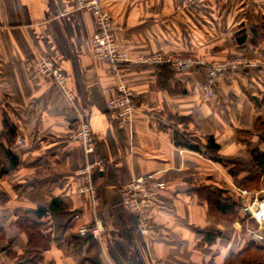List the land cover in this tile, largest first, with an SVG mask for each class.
I'll list each match as a JSON object with an SVG mask.
<instances>
[{"label":"crops","instance_id":"crops-1","mask_svg":"<svg viewBox=\"0 0 264 264\" xmlns=\"http://www.w3.org/2000/svg\"><path fill=\"white\" fill-rule=\"evenodd\" d=\"M103 2L117 26L115 38L133 60L163 53L250 63L221 75L216 96L207 97L206 67L176 71L164 65L159 72L145 62L113 67L94 57L97 17L78 0H0V130L7 115L17 129L11 149L19 157L18 167L0 178V264L18 263L29 249L39 251L36 264H230L249 239L243 218L238 208L234 220L211 213L206 193L221 189L237 204L233 178L220 163L177 145L175 133L192 142L213 136L222 154L252 158L242 131L253 132L256 120H264V40L252 42V30L264 24V4ZM243 28L248 38L240 44L236 33ZM43 56L66 76L70 95L52 75L37 72ZM120 84L135 96L132 124L110 116L107 103ZM176 117L191 120L177 123ZM83 120L91 126L93 153L68 139ZM97 160L103 169L94 167L88 180L81 170ZM147 175L167 186L153 198L151 229L144 234L136 214L124 207L120 189ZM88 184L96 188V200L83 190ZM54 201L79 218L62 234L48 213L41 219L44 239L35 244L20 217L25 221L26 211L49 209ZM97 223L93 247L76 245L72 236L79 235L78 228ZM209 229L222 236L209 242Z\"/></svg>","mask_w":264,"mask_h":264},{"label":"built area","instance_id":"built-area-1","mask_svg":"<svg viewBox=\"0 0 264 264\" xmlns=\"http://www.w3.org/2000/svg\"><path fill=\"white\" fill-rule=\"evenodd\" d=\"M78 3L80 7L94 11L97 17L98 29L91 39L94 57L109 62L113 67L119 62L131 58L128 50L114 36V31L116 29L115 21L105 9L103 0H78ZM263 4L264 0H246L247 7H260ZM135 59L154 66L159 72L164 65H168L176 71L191 70L197 66L206 67L208 73L202 86V92L207 97H214L216 95V85L221 73L223 74L228 70L236 69L241 65L244 66V64H249L247 60L235 59L226 62H216L209 66L203 60L183 57L181 55H166L163 53L140 56ZM36 70L41 75H52L56 82L64 88L65 92L68 95L71 94L67 87L66 76L55 66L51 58L43 56L38 62ZM107 105L110 116L114 121L119 123H133L137 110L135 96L131 89L125 84H120L118 86L117 94L108 100ZM68 139L78 142L87 153H93L96 150L91 126L86 120L81 121L78 128L68 134ZM94 167H98V169L101 170L103 169L101 161L97 160L96 162L88 163L84 169L81 170L88 180L91 177V172ZM166 186L167 184L164 181H157L152 175L134 177L122 185L120 189L122 203L128 211L136 214L138 218V227L141 233L146 234L151 229L150 209L152 207L153 198L157 191L164 190ZM83 190L90 191L94 200L97 199V190L92 184L84 186ZM249 210L251 211V208H249ZM74 218H79V214H75ZM256 218L264 227V222L257 216ZM100 227V223H97L96 227L83 224L78 228V232L80 234L89 232L99 237Z\"/></svg>","mask_w":264,"mask_h":264},{"label":"trees","instance_id":"trees-1","mask_svg":"<svg viewBox=\"0 0 264 264\" xmlns=\"http://www.w3.org/2000/svg\"><path fill=\"white\" fill-rule=\"evenodd\" d=\"M237 40L240 44L247 41L248 34L243 28L237 33ZM253 44L257 45L259 42L264 40V24L261 27H256L252 30ZM170 67V66H168ZM257 105L259 101L255 98ZM176 122H190V117H176ZM261 136V142L264 143V120L259 118L256 120L254 130ZM253 133L251 131H242L243 136L246 138L247 143L251 146L248 141V137L245 134ZM17 138V129L13 122L4 116L3 128L0 130V178L14 170L19 165L18 155L11 149L13 143ZM175 141L179 146L187 147L191 150L201 152L207 158L220 163L223 165L228 173L233 177L234 181L241 187H246L247 184L253 182H260L262 176H264V149L259 146L255 148L250 147V153L252 158L250 160L243 159L240 157H233L229 155L222 154L220 151V145L216 142L213 136H208L205 141L202 139H196L194 142L185 139L180 135L179 131L175 133ZM247 174V176H242V174ZM207 201L209 204V211L213 214H217L226 219H236V204L232 201L230 197L224 196V191L221 189H215L214 191L208 190L206 193ZM53 214L55 232L64 234L69 226L71 219L76 213L71 212L67 206H65L60 201H54L49 209L39 208L34 211H26L24 213L25 221L21 220L19 224L23 226L26 231L30 234L32 242L39 244L41 241L39 238L41 236L40 231L43 228V223L41 219L48 213ZM253 223L254 218H251ZM245 224L246 219L241 220ZM31 226V227H30ZM244 230V228H243ZM245 231V230H244ZM209 242L215 240L218 236H222L220 231H215L212 229L205 230ZM264 233V232H263ZM91 233H85L79 235H73V240L79 247L85 246L86 243H90V248L94 245V240ZM44 239V238H43ZM259 240V239H258ZM256 239L249 240L245 247L241 249L237 254H233L230 259V264H264V239L258 241ZM42 243V242H41ZM46 247V242H44ZM90 250V249H89ZM39 251L36 249H29L28 254L24 255L22 259L16 264H36L38 260Z\"/></svg>","mask_w":264,"mask_h":264},{"label":"rangeland","instance_id":"rangeland-1","mask_svg":"<svg viewBox=\"0 0 264 264\" xmlns=\"http://www.w3.org/2000/svg\"><path fill=\"white\" fill-rule=\"evenodd\" d=\"M244 3H245V6H247L246 5V0H245ZM253 7H256V6H253ZM115 28H117L116 23H115ZM148 56H150V55H148ZM138 57H140V56H138ZM194 59L205 61V59H203V58H194ZM235 59H243V60H245L244 58H239L238 57V58H233V59H225V60H218V61H211V62L205 61V62L209 66H211L212 64H214L216 62H226V61L235 60ZM129 60H133V58L131 57V58H129L126 61H129ZM133 61L140 62L139 60L137 61L136 59L133 60ZM248 63H250V62L248 61ZM244 66H245V64H244ZM197 67H195V68H197ZM202 67H204V66H202ZM239 67H242V65L239 66ZM233 70H235V69H233ZM233 70H228L226 73H223V74H227V73H229L230 71H233ZM223 74L221 73L219 75V78ZM253 132L256 133L255 131H253ZM256 134H257V136H253V138H252V133L245 134V136L248 137V141L251 143V146L248 145L249 148L250 147L251 148H255V146H259L261 149H264V143L261 142V136L259 135V133H256ZM223 168H224V170L226 172L227 169L224 166H223ZM233 182L235 184L234 191L238 193V197H239L238 200L236 201L237 202L236 208H238L240 216L243 219L244 218L246 219L245 224H242V221H241L242 230L244 228L245 231L244 230L243 231H244V234L247 235V238H249L248 241L252 240V239H256V240L259 239L258 241H262V239H264V233H263L264 232V227L258 222L256 216L251 211L248 212L247 209L251 208V206L254 205V202H259V201L264 200V176H262V178L260 179L259 183H257V182L249 183V184L246 185V187L239 186L234 181V179H233ZM251 218H254L256 223H253Z\"/></svg>","mask_w":264,"mask_h":264},{"label":"bare ground","instance_id":"bare-ground-1","mask_svg":"<svg viewBox=\"0 0 264 264\" xmlns=\"http://www.w3.org/2000/svg\"><path fill=\"white\" fill-rule=\"evenodd\" d=\"M251 211L255 214L261 221L264 222V200L255 202L253 206H251Z\"/></svg>","mask_w":264,"mask_h":264},{"label":"water","instance_id":"water-1","mask_svg":"<svg viewBox=\"0 0 264 264\" xmlns=\"http://www.w3.org/2000/svg\"><path fill=\"white\" fill-rule=\"evenodd\" d=\"M247 211H248V212H250V210H249V209H247Z\"/></svg>","mask_w":264,"mask_h":264}]
</instances>
